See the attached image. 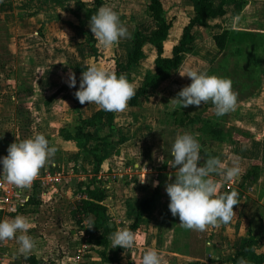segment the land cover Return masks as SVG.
I'll use <instances>...</instances> for the list:
<instances>
[{
  "label": "crops",
  "instance_id": "crops-1",
  "mask_svg": "<svg viewBox=\"0 0 264 264\" xmlns=\"http://www.w3.org/2000/svg\"><path fill=\"white\" fill-rule=\"evenodd\" d=\"M77 1L0 0V76L5 75L8 79L0 78V106L28 103L27 105L41 107L42 116L37 118L41 122L39 134L54 129L50 123L53 120H55L54 123L60 124L53 136L57 134V137L61 138L62 129H68L74 134L77 124L73 125L74 131H72L70 126L73 121L70 122V118L75 115V111L80 114L79 118L88 119L99 109L97 105L88 104V102L77 104L73 97L74 87H69L67 83L70 72L75 74L76 82L79 83L81 73L75 69L85 67L89 63H95L108 70L106 62H102L101 59L97 60L92 50L88 34V31H90L89 21L85 23L82 30L78 28L80 21L74 15ZM82 1L88 6L92 2V0ZM150 1L105 0L104 5L111 7L118 14L120 21L127 28L129 36L120 39L118 43L110 47L104 48L103 52L99 49L101 54L104 53L105 57L116 55L120 63H127L128 56L133 49L132 37L134 31L138 29L149 35L158 28L157 22L149 17L147 13ZM212 1L219 3L221 0ZM161 2L167 21L172 23L168 36L163 42L162 56L171 57L172 48L180 42L184 27L195 15L194 1L161 0ZM237 5V2H228L225 4L226 15L224 17L210 18L208 20L209 27H195L193 49L184 55L182 65L172 72L169 80L150 91L147 100H143L139 106L131 107L127 105L124 111L113 112L115 125L127 124L126 128L120 132L123 140L119 142V146L133 142L134 137L144 135V133L149 136V139L144 141H150L148 143H151L148 146L149 148L145 147L148 145L147 142L138 147L139 152L131 157L133 160L131 165H129L128 160L125 164L119 165L116 163V155H102L104 162L99 177H102L107 185L105 203L113 217L111 226H116V228L127 227L130 230L137 221V227L132 231L137 237L136 244L132 248L124 249L123 252L119 253L120 261L118 264H141L143 253L148 248L157 250L162 255L164 264H233L232 258L243 249L242 247H234L227 250L230 254L225 256V249L229 248V243L220 242L223 241L221 238H217L219 244L216 243L221 246V250H217L215 244L210 240H205L204 244L207 251L204 252H186L177 247L178 216H172L168 208L169 198L165 201L163 196L165 173L169 172L163 169L166 161L163 156L166 141H160L161 132L153 130L150 125L144 127L141 123L142 117H152L153 119L154 112L148 111L145 105L148 103L153 106L160 104L162 99L158 95L161 88L173 80L176 73H179L184 67L186 57L194 52L193 50L199 38L198 31H201V34L203 32L209 33L213 41V34L221 31L224 27L218 26L216 23L221 22L222 24L223 21L226 23L236 17L237 12L233 10L231 14L229 10L235 9L238 7ZM225 23L222 25H225ZM143 51L146 57L130 69L131 83L135 86V89L143 84L147 75H156L155 59L158 56L156 47L151 43H145ZM8 89L19 94L11 96L12 94L9 95ZM173 89L177 88L173 87ZM3 94L9 100L2 99ZM157 99H160V102ZM46 106H49V108H46ZM9 111L8 107L2 115L10 116ZM146 129L150 130L147 132ZM91 130L95 136L106 135L109 131L107 118L103 119L99 129ZM44 135L48 137L50 132ZM93 144L92 142L90 146ZM105 145L110 144L108 141L103 143L102 153ZM0 157H3L1 151ZM161 157L162 159H160ZM53 165L57 166L54 163ZM110 173L114 175L113 181L109 180ZM58 179V181H61L60 178ZM154 182L156 186H153ZM51 188H54V186ZM32 192L33 189L21 193L24 203L20 204L16 210L2 209L3 204H0V218L1 216L13 218L16 215H22V212L31 205ZM152 197H154V201L151 203V209L139 215L143 202ZM72 205H74L73 202ZM67 217H70L71 221L74 222L69 212ZM231 225L225 227L224 235L228 231V235L235 239V233L244 234L245 231L244 236L246 238L249 229L246 223L237 227ZM71 232L74 233L75 230ZM2 243L6 246L8 242L6 240L0 242V264H6L7 257L4 252H1ZM94 247L95 249L98 248L96 244H94ZM117 247L111 248L110 243L107 255L112 257L116 253ZM212 250H215L214 255H212ZM254 250L258 252L257 248H254ZM91 261V264H113L101 262L100 257H91ZM93 261L95 262L93 263ZM25 263L27 262L25 261ZM246 264L251 263L246 261Z\"/></svg>",
  "mask_w": 264,
  "mask_h": 264
},
{
  "label": "rangeland",
  "instance_id": "rangeland-1",
  "mask_svg": "<svg viewBox=\"0 0 264 264\" xmlns=\"http://www.w3.org/2000/svg\"><path fill=\"white\" fill-rule=\"evenodd\" d=\"M237 6L235 9L229 10L231 14L233 10L237 12V28L255 30L257 39L249 44L241 45L240 48L238 46L229 47L228 50L221 53L216 49L209 33L203 32L201 34V31H198L199 38L194 52L186 57L184 67L180 70L183 72L187 67H192L198 71H205L209 75L230 79L232 90L236 96L235 109L223 116H216L214 106L209 101L208 103L202 102L199 106H177L170 110L168 103L170 99L175 98L182 87L191 83L190 78L176 73L173 80L161 88L158 97H161L162 101L157 99L160 104L157 106L149 103L145 105L148 111L154 112L153 119L152 117H142L141 119L144 127L150 125L153 130L162 133V137L159 138L161 142L168 141L172 144L177 134L183 132L193 134L200 144L201 159L198 161L199 164H203L209 156L218 157L226 166H231L233 159L239 162L240 174L232 181L225 182L222 177L213 176L218 184V194L231 191L237 193L238 203L233 206L234 215L231 221L218 226H208L205 231L187 230L179 224L176 241L177 247L181 248V251L193 253L207 251L204 244L205 240H210L215 244L217 250H221V246L217 245L219 244L217 238H221L223 241L220 242L229 243V248L225 249V256L230 254L227 250L234 247L244 249L248 243L252 244L253 249L257 248L258 252L264 253V0H247L245 6L239 3ZM216 24L221 27L224 26L221 22ZM97 46L102 52L105 50V47L99 44ZM103 57L105 56L103 55ZM101 61L105 62L102 59ZM106 64L109 68V64L107 62ZM0 78L8 80L5 75L0 76ZM173 87L177 89H173ZM8 92L9 95L12 94L11 96L19 94L11 92L10 89ZM3 98L9 100L5 94L2 96ZM27 104L0 106L1 156L7 155V148L11 143L39 133L41 122L37 118L42 116L41 107ZM8 107L10 116L7 117L2 114ZM175 110L178 111L177 115L174 116ZM79 117L80 114L75 111V115L70 118V122L73 121L72 125H69L72 131H74L73 125L79 123ZM202 118L204 120H219L229 132L243 134L248 138V141L241 145H234L213 140L201 131ZM180 120L183 122L180 123ZM54 121L50 122L54 129L48 131L50 135L46 138H48L50 146H55L57 151L46 161L37 179L34 180L32 200L35 203H32L22 212V215L30 223L28 235L34 241V248L27 256H36L41 264H91V257L99 258L95 251L97 248L95 249L92 241L87 242L88 237L83 228L75 221L72 222L70 217H67L68 212L71 214L70 210L74 207L72 202L74 204L83 187L80 184L88 182V178L76 165L83 161L85 153L79 150L74 141H66L62 136L61 138L57 137V134L53 136L60 125ZM126 125L115 126L114 135L109 141L110 145H105L102 153L103 156H107V154L116 155V163L119 165L125 164L126 160H128L129 165L133 164L131 157L139 152L138 147L141 144L147 142L144 140L149 139V136H146L147 133H144L145 136L137 135L133 142L119 146V142L123 140L120 132L126 128ZM146 130L148 132L150 129ZM150 144L148 143L145 147L149 148ZM254 159H260L262 162L263 171L260 180L257 182L247 181L242 186L241 184L244 182L242 175ZM170 161L171 157L163 165V169L169 171L165 173L163 186L165 201L169 198L165 191V185L175 179V169L167 163ZM50 178H60L61 181H48ZM109 180L113 181L114 175L111 174ZM53 186L54 188H51ZM0 219L11 218L1 216ZM244 223L249 226L246 238L244 236L245 231L244 234L235 233V239L228 235V231L224 235L223 232L227 225L232 224V227H237ZM72 230L75 232L72 233ZM6 241L8 242L7 245L4 246L2 243L1 247V252H4L7 257L5 263L28 264L25 263L26 256L18 252L19 245L15 238L6 239ZM214 254L215 250H212V255Z\"/></svg>",
  "mask_w": 264,
  "mask_h": 264
},
{
  "label": "clouds",
  "instance_id": "clouds-1",
  "mask_svg": "<svg viewBox=\"0 0 264 264\" xmlns=\"http://www.w3.org/2000/svg\"><path fill=\"white\" fill-rule=\"evenodd\" d=\"M237 24L238 17H233V30L237 29ZM89 26L94 39L105 48L129 36L118 14L106 5L98 7L90 16ZM83 68L79 88L74 93L78 102L95 104L107 112L124 111L135 95V86L126 76L117 75L95 63ZM179 74L190 78L191 83L170 99V110L177 106H199L209 101L214 106L216 116H223L235 109L236 96L230 79L209 75L192 67ZM67 83L69 87L76 85L74 73L68 74ZM56 151L57 148L50 146L44 134L16 140L8 146L7 155L0 157V177L18 189L30 188L41 168ZM170 155L171 161L167 163L175 169V179L166 183L165 191L169 197V211L172 216L179 217L180 226L187 230L205 231L208 226L229 223L234 215L233 206L238 203L237 193L218 194V184L213 176H220L225 182L232 181L241 171L238 160L233 159L231 166H226L218 157L209 156L203 164H199L200 144L188 132L176 135ZM153 186H156L155 182ZM29 228L30 223L23 215L0 219V242L15 238L19 245L18 252L27 256L34 248V241L28 235ZM109 240L111 248L120 246L129 249L136 244L137 237L124 227L113 231ZM141 264H163V257L157 250L148 248L143 253ZM238 264H246V261L241 259Z\"/></svg>",
  "mask_w": 264,
  "mask_h": 264
},
{
  "label": "trees",
  "instance_id": "trees-1",
  "mask_svg": "<svg viewBox=\"0 0 264 264\" xmlns=\"http://www.w3.org/2000/svg\"><path fill=\"white\" fill-rule=\"evenodd\" d=\"M193 1L195 15L184 27L183 36L180 42L172 48L171 57L162 56L163 42L168 36L172 23L168 22L165 17L161 0H151L147 8L149 17L157 22L158 28L149 35L144 34L138 29L134 31L132 37L133 49L128 56L126 64L120 63L116 55L103 57V54L99 52L97 46L98 42L94 39L91 30L88 31L89 41L96 59L98 60L101 58L103 61L107 62L109 64V71L115 72L117 75L124 74L130 83L132 82L130 74L131 67L140 63L146 57L143 51V45L145 43H151L156 47L158 53L155 59L156 75H147L145 77L143 84L135 89V95L128 101L129 106H139L143 100H147L150 96V91L157 88L161 83L169 80L172 72L182 65L184 55L188 54L193 49L195 41L194 30L196 26L209 27L208 20L210 18L224 17L226 15L225 4L228 2H237L243 6L247 3V0H221L219 3H215L212 0ZM104 3L105 0H92L91 5L88 6L82 0H78L77 8L74 11V15L80 21L78 28L82 30L85 23L90 20V16L95 13L98 7L104 5ZM231 20L224 25L221 31H217L213 34V42L221 53L228 50L229 47L238 46L240 48L243 44L254 42L258 37L255 30L244 28L233 30L231 27ZM75 70L82 73L84 68L77 67ZM78 88L79 83L76 82L74 90L76 91ZM73 97L76 103L79 104L74 94ZM177 111L178 110L174 111V116L177 115ZM105 117L108 123V133L106 135L95 136L91 129H99ZM114 120L115 116L113 112L98 109L88 119L79 118V123L75 127L74 134L68 129H62L61 136L66 141H74L79 150L85 153L83 161L76 165L79 166L78 169L87 176L88 182L85 184L82 182L80 184L83 185V187L71 210L72 219L83 228L88 237L87 242L93 240V243L98 246L96 252L101 262L118 264L120 261L118 255L124 251V248L118 246L116 253L112 257L107 255L110 244L109 236L117 228L116 226H111L113 217L105 203L107 199V185L103 178L99 177L104 162V158L102 157V145L104 142H109L114 135L116 126ZM201 120H203L201 131L204 135L213 140L224 141L234 145H240L248 141V138L243 134L229 132L219 120H204L203 118ZM179 122L182 123L183 121L180 120ZM92 142L94 144L90 146ZM170 149L171 143L166 141L164 149L165 160L171 157ZM262 171L261 160H252L250 167L242 175V180L244 182L241 185L243 186L247 181L254 182L258 180L261 177ZM153 201L154 197L146 199L142 204L139 215L151 209V203ZM30 202L31 204L35 203L32 198ZM85 221H87V223H85ZM136 227L137 221L130 230L133 231ZM241 259L251 264H264V253L256 252L252 244L248 243L245 245L244 249L240 250L237 255L232 258V263L238 264V261ZM25 261L28 264H41V261L34 255L26 256Z\"/></svg>",
  "mask_w": 264,
  "mask_h": 264
},
{
  "label": "built area",
  "instance_id": "built-area-1",
  "mask_svg": "<svg viewBox=\"0 0 264 264\" xmlns=\"http://www.w3.org/2000/svg\"><path fill=\"white\" fill-rule=\"evenodd\" d=\"M38 177V176H37ZM37 179V178H36ZM35 180V179H34ZM58 181V178H50L48 181ZM34 187V181L30 188L18 189L15 185L8 184L3 177H0V204H3L2 209L16 210L21 204V193L25 190H32ZM230 188L229 186H227Z\"/></svg>",
  "mask_w": 264,
  "mask_h": 264
}]
</instances>
